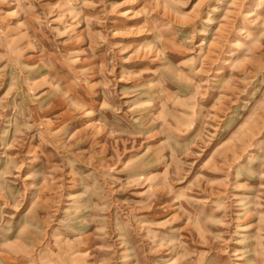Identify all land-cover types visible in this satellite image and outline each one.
I'll list each match as a JSON object with an SVG mask.
<instances>
[{"label":"rangeland","instance_id":"rangeland-1","mask_svg":"<svg viewBox=\"0 0 264 264\" xmlns=\"http://www.w3.org/2000/svg\"><path fill=\"white\" fill-rule=\"evenodd\" d=\"M0 264H264V0H0Z\"/></svg>","mask_w":264,"mask_h":264}]
</instances>
